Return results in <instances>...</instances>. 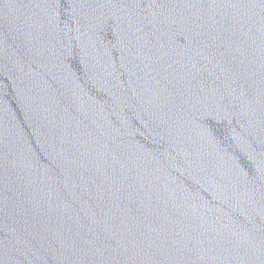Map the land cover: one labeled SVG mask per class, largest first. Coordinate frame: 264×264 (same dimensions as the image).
I'll use <instances>...</instances> for the list:
<instances>
[{
  "label": "water",
  "instance_id": "1",
  "mask_svg": "<svg viewBox=\"0 0 264 264\" xmlns=\"http://www.w3.org/2000/svg\"><path fill=\"white\" fill-rule=\"evenodd\" d=\"M0 264H264V0H0Z\"/></svg>",
  "mask_w": 264,
  "mask_h": 264
}]
</instances>
